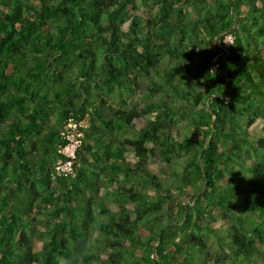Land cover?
Segmentation results:
<instances>
[{"label": "trees", "instance_id": "trees-1", "mask_svg": "<svg viewBox=\"0 0 264 264\" xmlns=\"http://www.w3.org/2000/svg\"><path fill=\"white\" fill-rule=\"evenodd\" d=\"M0 264H264V0H0Z\"/></svg>", "mask_w": 264, "mask_h": 264}, {"label": "built area", "instance_id": "built-area-1", "mask_svg": "<svg viewBox=\"0 0 264 264\" xmlns=\"http://www.w3.org/2000/svg\"><path fill=\"white\" fill-rule=\"evenodd\" d=\"M86 119L75 120L67 118L61 125L59 133L64 142L57 147L59 157L52 163V169L55 174L60 176L71 175L74 171V160L76 157V148L82 137L81 128L86 126Z\"/></svg>", "mask_w": 264, "mask_h": 264}, {"label": "rangeland", "instance_id": "rangeland-1", "mask_svg": "<svg viewBox=\"0 0 264 264\" xmlns=\"http://www.w3.org/2000/svg\"><path fill=\"white\" fill-rule=\"evenodd\" d=\"M230 41V35L229 34H226L224 37H223V43L224 44H227L228 42ZM215 59V56L211 59V61H213ZM107 101L111 104L112 108H118L119 106H128L130 104L131 101H138L139 103L141 102V100L139 99V97L137 95H126V94H119V93H116L115 95L112 94L110 95L109 97H107ZM182 122V121H180ZM131 132V130L127 127L126 128V134H129ZM179 132H180V137H182V131L179 129ZM255 132H257V129H255ZM150 169H153L152 166L150 165L149 166ZM114 185V184H113ZM147 192H153V189L150 188V187H147L145 189ZM108 199V197H107ZM177 200V196L174 197L173 199L169 200L168 203H167V207H168V210H172L173 208V205L175 203V201ZM78 225V223H77ZM79 228L81 229V225H78ZM39 245V243L37 242L36 243V247Z\"/></svg>", "mask_w": 264, "mask_h": 264}]
</instances>
